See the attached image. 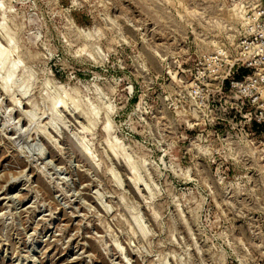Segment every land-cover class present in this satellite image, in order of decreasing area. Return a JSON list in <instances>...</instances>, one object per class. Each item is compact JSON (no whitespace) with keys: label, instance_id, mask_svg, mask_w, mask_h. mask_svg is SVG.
Returning <instances> with one entry per match:
<instances>
[{"label":"rangeland","instance_id":"obj_1","mask_svg":"<svg viewBox=\"0 0 264 264\" xmlns=\"http://www.w3.org/2000/svg\"><path fill=\"white\" fill-rule=\"evenodd\" d=\"M247 2L0 0V264H264V124L183 95Z\"/></svg>","mask_w":264,"mask_h":264},{"label":"built area","instance_id":"obj_2","mask_svg":"<svg viewBox=\"0 0 264 264\" xmlns=\"http://www.w3.org/2000/svg\"><path fill=\"white\" fill-rule=\"evenodd\" d=\"M183 92L187 109L201 117L223 105L250 110L244 119L264 124V0H248L232 37L197 58Z\"/></svg>","mask_w":264,"mask_h":264},{"label":"bare ground","instance_id":"obj_3","mask_svg":"<svg viewBox=\"0 0 264 264\" xmlns=\"http://www.w3.org/2000/svg\"><path fill=\"white\" fill-rule=\"evenodd\" d=\"M1 60V59H0ZM2 67H4V66H2ZM4 69V68H3ZM2 70V69H1ZM12 78H13V76H12Z\"/></svg>","mask_w":264,"mask_h":264}]
</instances>
